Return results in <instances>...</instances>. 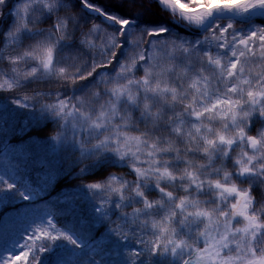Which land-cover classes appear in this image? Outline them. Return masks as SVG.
I'll list each match as a JSON object with an SVG mask.
<instances>
[{
    "label": "snow or ice",
    "instance_id": "1",
    "mask_svg": "<svg viewBox=\"0 0 264 264\" xmlns=\"http://www.w3.org/2000/svg\"><path fill=\"white\" fill-rule=\"evenodd\" d=\"M139 3L111 0L117 12L135 15L142 12ZM159 3L195 27L218 14L264 12V0ZM0 6V27L5 17L11 24L5 32L7 67L0 64V91H16L21 81L39 76L72 86L99 77L94 88L102 84L103 89L89 91L97 99L84 122L96 132L95 149L129 161L135 176L131 185L110 174L87 187L102 194L101 210L115 198L136 202L130 210L118 204L123 219L110 221L117 237L136 239L140 250L129 253L131 264L158 256L179 264H264V124L257 127L264 121V26L242 32L231 20L216 23L202 42L193 43L158 39L163 30H138L132 20L92 0H0ZM26 31L41 35L19 47ZM121 40L131 45L123 61L118 59ZM73 41L81 50L59 56L60 45ZM87 98L74 104L57 96L41 106L67 121L79 116ZM43 99L23 96L36 103ZM146 185H154L160 195H149ZM14 191L30 199L16 184L0 182V192ZM60 239L81 247L49 221L27 238L25 251L2 264H40L37 250L45 252V242Z\"/></svg>",
    "mask_w": 264,
    "mask_h": 264
},
{
    "label": "trees",
    "instance_id": "2",
    "mask_svg": "<svg viewBox=\"0 0 264 264\" xmlns=\"http://www.w3.org/2000/svg\"><path fill=\"white\" fill-rule=\"evenodd\" d=\"M92 2L110 14L136 22L135 27L138 30H163L166 37L175 35V32L189 36V32L177 27L172 22L171 15L153 0H140L139 7H142L140 15L117 12L111 6V0H92ZM88 15L97 21L101 20L100 17ZM9 19L8 17L5 20L4 26L0 29V64H4L5 67H7L4 51L7 45L5 32L11 27ZM109 27L112 30L118 29V27ZM73 43L76 49L81 50L77 41ZM121 43H125L126 47L121 49L119 60L124 59L126 49L130 48L128 40H121ZM83 51L88 58L87 51ZM96 82L97 77L70 88L45 78H38L20 83L16 91H0V182L7 180L16 184L20 191L30 197L29 200H24L18 192H0V218L15 207L30 206L48 211L59 229L78 235L79 242L84 245L92 241V244L99 243V247H104L110 241V235L115 236L111 231L110 221L122 219L121 212L111 208L101 212L97 200L101 194H94L86 185L88 182L109 178L114 171L123 172L131 176L130 178H134V175L128 174L127 166L115 167L113 163L107 165L110 161L106 160L107 157L101 155L99 151L86 152L78 146L58 149L56 143L55 146L53 145L54 139L50 134L60 130L62 119L41 106L54 102L57 96L75 101L87 95ZM26 94L40 95L45 99L40 103L25 101L23 96ZM77 156L87 157L93 163L81 168L78 163H71ZM27 178L32 182V188L26 186ZM146 192L151 196H157L152 190L146 189ZM70 205L73 207L71 206L69 210ZM127 206L125 205L124 209L130 210L137 205L133 201L131 207ZM99 214L101 217L96 218ZM130 239L132 240L133 237ZM95 249L99 251L100 248ZM110 250L119 260L123 253H127L128 257L129 253L140 249L138 246L133 247L126 243L122 246L115 243ZM147 258H143V264H162V261L156 257L151 258L150 263H147L146 260H149ZM129 263L131 264V261Z\"/></svg>",
    "mask_w": 264,
    "mask_h": 264
},
{
    "label": "rangeland",
    "instance_id": "3",
    "mask_svg": "<svg viewBox=\"0 0 264 264\" xmlns=\"http://www.w3.org/2000/svg\"><path fill=\"white\" fill-rule=\"evenodd\" d=\"M142 8V7H140ZM179 24L181 23L178 21ZM219 23V22H218ZM222 23V22H220ZM182 24V23H181ZM186 29L185 30H193L190 27L184 26ZM240 30L242 32H248L249 28L245 27L242 28L240 27ZM196 31V30H195ZM29 33V37H31L32 32H24V35H27ZM208 32H206L203 35H195L196 38H190V37H183L179 35H175L173 37H160L158 39H176V38H184L187 39L188 41H191L193 43L197 42H202L204 40V37L207 35ZM21 37V36H20ZM30 41V40H29ZM68 44L62 43L59 48L65 49ZM125 46V44H123ZM59 50V49H58ZM131 51V48L127 52V56L129 52ZM68 55V54H67ZM90 55V54H89ZM126 56V58H127ZM64 58H69L66 56H63ZM125 58V59H126ZM124 59V60H125ZM69 63L71 61L69 60ZM109 75H114L113 72H109ZM46 77L54 82L61 83V81L57 80L53 76H43ZM35 79V78H33ZM30 80V79H29ZM97 80H99V77H97ZM23 82V81H22ZM66 86L63 82L61 85ZM69 87H72L71 85H68ZM61 118V117H60ZM62 119V118H61ZM79 120V117L76 118H68L67 121L62 119V123L60 124V138L58 141V148L63 149V148H68V147H73V146H78L80 148L81 145L77 142V137H82V136H89V138L96 136V132L93 130H87L85 131L81 127H79L77 124H74L73 120ZM264 124V123H263ZM257 127H260V125ZM83 149V148H82ZM84 150V149H83ZM85 151V150H84ZM93 151H99L101 155H104L107 157L106 160L110 161L107 162L108 164H114L116 165L115 167H125L128 168V174L134 175L135 173L132 172L130 163L127 160H121L115 153L112 152H106L103 151L102 149H95ZM90 151V152H93ZM88 152V151H86ZM104 162L105 158H104ZM126 177H131L126 174ZM26 185L29 188H32V182L30 179H26ZM145 187H149L150 189H155L154 185H146ZM102 195V194H101ZM101 195L97 200L101 199ZM124 206L125 205H131L133 203V200H129L127 202H123ZM119 198H115L112 202L109 208L113 210H118L119 208L117 207L118 204H123ZM70 205L68 209L70 210L72 207ZM49 221L50 217L47 213H42L41 211H36V210H31L29 208H23L19 210H15L10 212L9 214L5 215V217L2 219L1 225H0V264H2V261L8 257V256H15L19 255L22 253L25 248L22 247L27 243V238L29 236H32L35 233V230L37 228H47L49 226ZM69 236L72 237L73 240H76L77 235L73 236L70 235L66 232H63ZM45 248L47 249L45 252H40L37 250L36 255L39 256L40 259V264H96L97 261H99V264H116L112 263L111 261H108L106 263L102 262V258H96L94 255H90V249L89 248H84L80 249L76 247L75 245L71 244L69 241L60 239L56 242H45L44 244ZM95 252H92L94 254ZM110 256H107L109 258ZM111 260V258H110Z\"/></svg>",
    "mask_w": 264,
    "mask_h": 264
},
{
    "label": "clouds",
    "instance_id": "4",
    "mask_svg": "<svg viewBox=\"0 0 264 264\" xmlns=\"http://www.w3.org/2000/svg\"><path fill=\"white\" fill-rule=\"evenodd\" d=\"M0 7H2V6H0ZM69 85H71V84H69ZM93 88H94V86L92 87V89ZM102 89H103V85L101 84V85H99V87H95L94 91L95 92H100ZM57 91H59V89H57ZM87 96H88L87 103H86V105L84 107H82L79 110V116L73 115L71 117V118L79 117L78 121L74 119L73 122H74V124H77L79 127L83 128L85 131L88 130V126L85 124L83 117L88 114L87 110L95 105V101L97 99V97L94 96V95L87 94ZM83 97H85V96H83ZM80 98H77V100H75V101H72L71 99H68V100H70L72 103L75 104V103L80 102ZM62 119L65 120L64 118H62ZM50 135H51V138L54 139V137H56L57 135H61V133L59 131H56V132H54V133H52ZM77 142L81 145V147L83 145V149L85 151L90 152V151L95 150V144L98 143L99 141L95 139V136L89 138V136L85 135V136H82V137H77ZM71 163H78L81 166V168H84V167H88L91 163H93V161L91 159L87 158V157L80 158L79 156H77V157L74 158L73 161H71ZM111 174H118L122 178H127L128 181H129V184L130 185L132 184V178L126 177V174L123 173V172H119L118 173V172L114 171ZM89 183H92V182H88L86 186H88Z\"/></svg>",
    "mask_w": 264,
    "mask_h": 264
},
{
    "label": "bare ground",
    "instance_id": "5",
    "mask_svg": "<svg viewBox=\"0 0 264 264\" xmlns=\"http://www.w3.org/2000/svg\"><path fill=\"white\" fill-rule=\"evenodd\" d=\"M159 1V0H158ZM163 7V5H161ZM164 8V7H163ZM166 9V8H165ZM168 10V9H166ZM169 11V10H168ZM170 12V11H169ZM172 14V13H171ZM220 15V14H218ZM217 15V16H218ZM222 16H228V17H234L232 16L231 14H223ZM258 17H264V12H261V11H255V12H252V13H249L248 15L246 16H243V17H240V16H235L234 18L236 19H239V20H246V19H250V18H258ZM175 18H177V20H180L181 22H185L183 20H181L178 16H176ZM214 19V18H213ZM213 19L211 21H209L208 24L204 25V26H201V27H195V26H190L187 24V22H185L190 28H193V29H198L200 31L206 29L210 24L211 22L213 21Z\"/></svg>",
    "mask_w": 264,
    "mask_h": 264
},
{
    "label": "water",
    "instance_id": "6",
    "mask_svg": "<svg viewBox=\"0 0 264 264\" xmlns=\"http://www.w3.org/2000/svg\"><path fill=\"white\" fill-rule=\"evenodd\" d=\"M222 18H224V17L219 16V17L215 18V20H216V19H222Z\"/></svg>",
    "mask_w": 264,
    "mask_h": 264
}]
</instances>
